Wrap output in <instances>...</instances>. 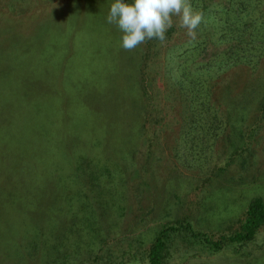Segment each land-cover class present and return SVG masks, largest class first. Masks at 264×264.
<instances>
[{
    "label": "rangeland",
    "instance_id": "374dc122",
    "mask_svg": "<svg viewBox=\"0 0 264 264\" xmlns=\"http://www.w3.org/2000/svg\"><path fill=\"white\" fill-rule=\"evenodd\" d=\"M113 2L0 0V264H144L169 225L165 264H264V225L194 234L264 200V59L205 71L226 43L175 24L126 51Z\"/></svg>",
    "mask_w": 264,
    "mask_h": 264
},
{
    "label": "trees",
    "instance_id": "16d2710c",
    "mask_svg": "<svg viewBox=\"0 0 264 264\" xmlns=\"http://www.w3.org/2000/svg\"><path fill=\"white\" fill-rule=\"evenodd\" d=\"M194 11L202 13L201 24L204 39L187 43V52L203 49L204 41L212 39L223 41L226 46L207 61L200 62L205 71L228 69L243 65L255 70L264 59V0H190ZM209 24L208 25H206ZM200 24V25H201ZM201 27L199 26L196 33ZM208 68V69H207ZM264 85V84H263ZM260 106H264V91L260 96ZM264 225V200L257 196L247 204L233 234H221L211 238L205 233H194L210 248L219 250L224 242L249 241ZM182 226L169 225L161 228L154 240L145 249L144 264H165L168 254L166 243L168 231H177Z\"/></svg>",
    "mask_w": 264,
    "mask_h": 264
},
{
    "label": "clouds",
    "instance_id": "9594fccd",
    "mask_svg": "<svg viewBox=\"0 0 264 264\" xmlns=\"http://www.w3.org/2000/svg\"><path fill=\"white\" fill-rule=\"evenodd\" d=\"M202 19V13L193 10L190 0H114L106 22L121 32L120 47L132 51L148 40L164 42L167 30L174 24L185 30L191 43Z\"/></svg>",
    "mask_w": 264,
    "mask_h": 264
}]
</instances>
